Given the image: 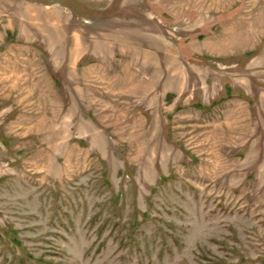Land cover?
Returning a JSON list of instances; mask_svg holds the SVG:
<instances>
[{"label": "rangeland", "instance_id": "rangeland-1", "mask_svg": "<svg viewBox=\"0 0 264 264\" xmlns=\"http://www.w3.org/2000/svg\"><path fill=\"white\" fill-rule=\"evenodd\" d=\"M0 264H264V0H0Z\"/></svg>", "mask_w": 264, "mask_h": 264}]
</instances>
